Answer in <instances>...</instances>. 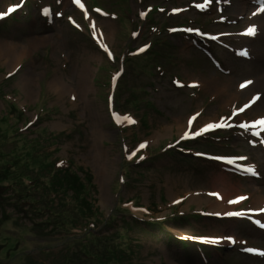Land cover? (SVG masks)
Returning a JSON list of instances; mask_svg holds the SVG:
<instances>
[{"label":"rangeland","instance_id":"374dc122","mask_svg":"<svg viewBox=\"0 0 264 264\" xmlns=\"http://www.w3.org/2000/svg\"><path fill=\"white\" fill-rule=\"evenodd\" d=\"M25 1L0 0V44L17 50L12 66L20 62L9 70L12 66L0 60V134L17 130L20 136L0 138V155L25 152L26 160L17 158L16 167L33 165L35 194L40 183L48 188L41 190L36 209L2 188L25 183L0 182V245L11 243L0 246V264H99L101 258L105 264H264V258L243 251L249 246L264 250V233L245 220L228 218L232 211L217 219L224 213L211 210L213 189L247 195L237 201L236 212L250 211L257 198L264 199V154L255 142L247 144L256 117L264 114V91H252L258 98L243 114L246 123L241 116L235 120L245 101L224 104L227 94L247 82L259 78L264 86V29L254 27L257 18L249 16L264 7L263 1L242 0L246 9L237 16L239 0H209L207 11L196 9L203 0H83L95 10H89V18L70 0ZM97 7L109 15L97 13ZM178 7L189 10L180 13ZM182 26L199 37L174 33ZM203 33L224 37L206 42ZM41 37H49L48 42L33 44L22 55L30 41ZM101 45L115 59H108ZM26 72L32 79L29 99L21 83ZM82 72L89 87L84 101L73 102L67 93L58 100L52 82L53 88L63 84L73 90ZM211 77L225 94L201 88ZM190 80L197 84L188 87ZM238 120L234 130L204 135L209 125L236 126ZM190 136L195 142L187 143ZM32 144L33 153H45L43 159L35 160ZM198 153L249 159L262 179L225 170L196 158ZM50 160L74 174L80 190L67 188L71 182L67 185L60 172L51 185ZM135 220L164 221L148 226ZM171 228L217 239L216 247L203 253L185 250L174 242Z\"/></svg>","mask_w":264,"mask_h":264},{"label":"bare ground","instance_id":"6f19581e","mask_svg":"<svg viewBox=\"0 0 264 264\" xmlns=\"http://www.w3.org/2000/svg\"><path fill=\"white\" fill-rule=\"evenodd\" d=\"M72 2H74V0H72ZM245 7H246V4L242 0H239L238 1V5L236 7V11H235L236 15L237 16H241L245 12V9H246ZM263 11L264 10H259L258 12L262 13ZM257 21H258V24H257L258 27H261L263 29L264 24L260 23L261 17L257 18ZM48 40H49V37H41V38L35 39L33 41H30V43L27 46V50L21 51L22 55H25L27 52H29L33 48V44H34V46H42V45L46 44L48 42ZM10 48L5 43L0 44V60H6L5 63H6V66L8 68H10L12 66V64H13V57L17 56V53H16L17 50L14 49V47H13L14 50L13 49L11 50ZM18 63H20V62L19 61H15L14 65L9 70H12L13 67L16 66V64L18 65ZM82 73H83V76L82 75L80 76V78H79L80 80L77 82L76 89H73V90H69L63 84L57 85L55 87L56 88L55 89V88H53V82H52L50 88L54 90L58 100H62L63 96L65 95V93H67V96L70 97L69 99H71L73 102L78 101V100L81 102V98H82V100H83V97L85 98V94H86L85 93L86 92L85 89H88L89 87L86 85V82H85V76H84L85 73L84 72H82ZM26 74H27V72L21 78V83H22L23 88L26 91L25 95L29 99L32 94L27 92V89L31 85L32 79L29 78ZM59 81L60 80L57 79V82H59ZM190 81L195 82L194 80H190ZM253 85L248 87L246 90L241 91L242 88H237V89H235L234 92L227 94L226 95V97H227L226 99L227 100L224 101V104L228 105V106H231L234 103H237L239 101H246V104L250 103V102H253L255 100V98H251L252 91L254 89H259V88L263 89V91H264V86L261 85V80L259 78L256 79V83L253 84ZM218 86H219V83L217 82V80L215 78H212V77L210 79L203 80L202 84H201V88H204V87L206 89L209 88L213 92L215 91V93H214L215 95H220L221 96L222 94H225V92L223 90H219ZM81 94H82V96H81ZM252 108H250V109L246 108L245 113H250ZM261 116H263V114ZM109 117H110V115H109ZM207 119L208 118H206V119L204 118V121L205 122L214 121V120H207ZM263 121H264V119H263ZM114 122H116V121L114 120ZM119 122H123V120H120ZM243 122H245V121H243ZM182 131L183 130H181L180 132L183 133ZM95 134L97 135L96 132H95ZM93 139H94V143H95V141H96L95 137ZM93 149L96 150L97 147L94 146ZM252 173H253V171H252ZM216 178L221 180V182L224 185H228V186L231 185V184L228 183V181H226L227 179L225 180L224 177H222V175H217ZM211 191L215 192V196L219 200V202L218 201H213V206L211 208L212 211H217V212L218 211H222L224 214H227L230 211H234L235 210V208H236L235 200L237 199L238 195H240V194L229 195V194H227L225 192L224 189H220V190L213 189ZM263 201H264V199L262 197L257 198V203H255V207L252 210H253V212L255 214L259 213V212H263V215H262V217L260 219L264 220V202ZM170 232L172 234H175V235L181 237V238L189 237V236L186 235V233L183 230L178 229V228H171ZM189 238L192 239V240L194 239L196 242L203 243V244H206V245H213L216 242V239H206V238H196V237H189Z\"/></svg>","mask_w":264,"mask_h":264},{"label":"trees","instance_id":"16d2710c","mask_svg":"<svg viewBox=\"0 0 264 264\" xmlns=\"http://www.w3.org/2000/svg\"><path fill=\"white\" fill-rule=\"evenodd\" d=\"M17 136H18L17 130H12L10 132V136H6L3 133L0 134V138L4 137V138H8V139L15 138ZM19 137H17V138H19ZM17 138H15L13 140H16ZM12 143H15V142H12ZM0 144H1V141H0ZM33 145L34 144H32V147H31L32 153H33V148H34ZM3 148L4 147L0 146V152L3 150ZM24 153L25 152H23L22 154L24 155ZM33 154H34L35 160L37 158L38 159H43V156L45 155V153H39V152L33 153ZM23 155L22 156H19V155L17 156V155H15L14 151H12L11 153H8V154L4 152V153H2L0 155V176H1V174L3 175V177L0 178V182L2 181V179L3 180L7 179V180H15V181H17V183H25L26 185L22 186L21 188H18L16 186H12V187L11 186H9V187L7 186V187H2V188L4 190L10 192V196H13V197L14 196H18L19 199H20V202H23V204L25 203V206H27L29 208L36 206V209H37V205H41L42 204V201H40V199L43 198L41 196V194H40L41 190L43 191L44 188H48V185L45 186V184L40 183L39 192L37 194L34 193L35 192L34 191L35 188H32V186H36L37 185L36 184L37 183V180H36L37 178H35V177L33 179L31 178V177H33V174H34V173L30 174V172L32 171V166L33 165L30 166L29 164L28 165L24 164L21 168L18 169L16 167V164H15L17 158H19L18 160H20V161L22 159H24L23 161L26 160L27 157H24ZM18 160H17V163H18ZM54 163L55 162L53 160H50V164L51 165H49V169L46 172V176L47 177L50 176L49 178H50V181H51V185L55 184L57 173L60 172L64 176V179H66V181H67L66 184L67 185L69 184V182H71L70 186L67 187V185H66L67 188H69V189L72 188L74 190V188L77 187V190H80L79 189L80 188V183H79L80 181L75 177V175L72 174L70 171L69 172L64 171V170L61 171L60 167H55ZM19 171H20V173H19ZM41 174H42V172H41ZM28 178H30L29 181H28ZM42 185H44V186H42ZM54 190H57V189H54ZM53 192H55V193L52 194L53 197H56V196L58 197L59 196L57 191H53ZM50 197H51V195H50ZM36 198H38V199H36ZM82 199L83 198H81L80 201H82ZM47 211H51V209L49 208V210H47ZM177 219L185 220L186 218L185 217H178ZM135 221L140 222V224H142V223L147 224L148 223V222H145L144 220H135ZM162 221H164V220H159V222H153L151 224L148 223L147 225L148 226H152L154 224H162L163 223ZM11 242H12V239H11ZM174 242L178 243L179 246L180 245L183 246V248L185 250H191L192 249L190 246H188L187 244L182 243L180 241L174 240ZM10 244L11 243L9 242V240H5L4 242H1L0 246H1V248H4V247H6V246H8ZM193 251L197 252L198 250L194 249ZM111 257H112V255H111ZM90 258H91L90 262H92L94 257L90 256ZM85 264H87V262ZM99 264H105V262H102V258L100 259Z\"/></svg>","mask_w":264,"mask_h":264},{"label":"snow or ice","instance_id":"6c2138e0","mask_svg":"<svg viewBox=\"0 0 264 264\" xmlns=\"http://www.w3.org/2000/svg\"><path fill=\"white\" fill-rule=\"evenodd\" d=\"M77 3H79V0H77ZM81 7H82V5H81ZM45 14H48L47 10H46ZM250 34H254V30H251ZM101 47H104L105 51H107L106 45H101ZM109 55H111V53H109ZM242 87H243V85H242ZM208 127L211 128L212 126L209 125ZM197 134H199V133H197ZM129 159H131V157H129ZM229 162H231V161H229ZM240 199H244V197H241ZM229 215H239V213H229ZM229 239H231V238H229ZM248 251H252V249H248Z\"/></svg>","mask_w":264,"mask_h":264}]
</instances>
